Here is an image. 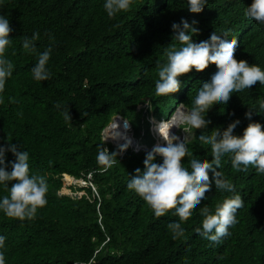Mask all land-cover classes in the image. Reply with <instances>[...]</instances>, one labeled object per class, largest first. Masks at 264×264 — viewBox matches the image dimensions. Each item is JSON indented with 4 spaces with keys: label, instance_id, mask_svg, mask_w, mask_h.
Segmentation results:
<instances>
[{
    "label": "trees",
    "instance_id": "1",
    "mask_svg": "<svg viewBox=\"0 0 264 264\" xmlns=\"http://www.w3.org/2000/svg\"><path fill=\"white\" fill-rule=\"evenodd\" d=\"M104 0H0V14L9 19L12 44L6 52L13 63L12 76L0 93V145L5 164L15 161L8 144L29 153L30 172L45 177L48 203L31 219L19 220L0 213L6 264H264V173L251 165L245 171L232 168L230 155L218 169L235 186L244 201L230 235L211 242L197 234L207 206L233 193L215 188L209 171L206 199L182 221L183 235L173 238L168 223L178 221L174 209L156 216L149 205L127 188L134 170H143L148 150L120 151L103 139L102 131L115 116L134 125V136L153 142L148 114L164 117L180 102L185 108L200 83L209 78L214 63L178 77L182 87L169 95H157L158 65L165 49L178 43L172 23L181 18L199 31L193 42L208 39L212 31L236 38L234 58L264 69V23L245 15L251 0H208L194 16L187 0H133L131 8L108 17ZM39 33L37 51L51 47L47 65L51 75L36 81L31 69L37 62L21 44ZM49 34L54 38L49 39ZM264 97V85L256 82L233 93L225 105L213 103L206 111L205 129H194L187 140L186 165L193 158L211 160L210 146L199 140L213 128L234 119L239 135L250 122L244 113ZM146 103L144 112L137 106ZM69 110L70 121L62 112ZM251 121L264 126V117ZM146 134V135H145ZM100 146L115 152L117 163L105 166L97 160ZM156 163L161 158L156 157ZM64 174L85 184H67L80 194L63 191ZM72 178V177H71ZM11 186V183L9 184ZM6 190L0 188V195Z\"/></svg>",
    "mask_w": 264,
    "mask_h": 264
},
{
    "label": "clouds",
    "instance_id": "2",
    "mask_svg": "<svg viewBox=\"0 0 264 264\" xmlns=\"http://www.w3.org/2000/svg\"><path fill=\"white\" fill-rule=\"evenodd\" d=\"M208 0H187L189 12L197 13L207 5ZM133 0H104L103 8L108 17H113L120 12L131 8ZM245 15L258 23H264V0H251L245 9ZM181 18L179 24L172 23L175 41L165 49V62L158 65L155 81V92L157 95H169L177 92L181 87L178 79L182 74L195 69L197 72L205 69L209 63L215 64V69L209 78L200 83L191 101L190 108L181 107L179 119L186 125V130L205 129L208 121L205 117L206 111L215 102L225 105L233 93L244 91L259 82L264 85V69L258 64H249L247 61L234 58V52L238 46L236 38H229L225 32L218 34L212 31L208 39L193 42L192 36L199 30ZM9 19L0 14V93L4 92L6 80L12 76L13 63L8 59L6 52L12 44L9 33ZM39 39V33H32L31 37H25L22 48L28 54H35L37 62L31 69L32 77L36 81H46L50 78L47 67L51 47L44 51H37L35 41ZM49 39H54L49 34ZM181 106L183 104H180ZM253 114L264 117V97L260 98L256 108H249L244 113L249 123L237 135L234 129L240 120L234 119L223 129L217 127L210 132L203 133L199 140L207 143L211 150V160L193 157L188 164L182 159L188 155L187 139L170 134V129L175 122L163 120L164 112L155 118V133L149 130L153 142L147 144L139 137L134 136V130L127 132L129 123L126 118L115 116L103 137L104 140L112 142L121 138L117 131V123L125 127L130 134V139L125 138L124 143L114 144L125 151L130 147L134 152L148 150L143 160V170L137 168L134 174L129 176L127 188L139 195L153 210L156 216L164 215L168 209H174V215L179 217L178 221L168 223L167 228L171 231L173 238L183 235L184 227L182 221H186L192 213V209L200 205L202 199H206L205 192L210 188L209 171L212 173V182L215 188L222 192L233 193L218 203L214 212L205 206L201 211L203 220L201 226L196 229L197 234L211 242H219L222 237L230 235V228L237 223V211L244 201L235 186L218 171L222 158L230 155L231 166L237 171H245L250 165L258 174L264 173V126L260 122L251 121ZM63 118L70 121L69 110L62 112ZM124 120V122L122 121ZM161 121V122H160ZM124 124V125H123ZM107 126V125H106ZM164 141L163 145H155L158 141L157 134ZM103 136V132H102ZM111 137L113 140H107ZM143 142L151 147L146 149ZM8 151L15 156L14 162L5 164V147L0 145V188L6 190V194L0 195V213L10 218L24 220L35 216L38 208L45 206L47 201L48 184L44 176L30 172L29 153L26 150L17 151V145L8 144ZM116 153H109L107 148L100 146L97 160L103 165L111 166L117 163ZM160 157V163L154 162ZM68 177H73L64 174ZM74 178V177H73ZM76 179V178H74ZM82 180V179H81ZM11 183V186L9 184ZM4 235H0V249L5 246ZM0 264H6L5 255L0 251ZM91 264V262H90Z\"/></svg>",
    "mask_w": 264,
    "mask_h": 264
},
{
    "label": "rangeland",
    "instance_id": "3",
    "mask_svg": "<svg viewBox=\"0 0 264 264\" xmlns=\"http://www.w3.org/2000/svg\"><path fill=\"white\" fill-rule=\"evenodd\" d=\"M181 103L180 102H178V104H176V106L171 110V113H170V115H168V116H166V117H163L164 119L162 120V121H166V120H168V121H172V122H175L176 123V125H177V127H175V126H173L169 131H170V134H172V133H174L175 135H177V137H179V138H183L184 136L186 137V139L188 140L190 137H191V134L193 133V130H191V129H189V130H186L185 131V128H186V125H184V124H182L181 122H180V119H179V115H180V111H181V107H183V108H185L183 105L181 106L180 105ZM146 107V103H143V104H140V105H138L137 106V110H139V111H142V112H144V108ZM185 109H187V108H185ZM148 119H149V121L151 122V128H152V132L153 133H155V130H156V125H158V123L157 122H155V118H154V116H152L151 114L149 115L148 114ZM166 119V120H165ZM122 121V120H121ZM128 121V120H127ZM122 122H124V120L122 121ZM129 122V121H128ZM161 122V121H160ZM111 123V122H110ZM128 125H130V127H128V130H127V132L128 133H132L133 132V130H134V125H131L130 124V122L129 123H127ZM120 124H118L117 123V127H120L119 126ZM124 125V124H123ZM156 134H157V132H156ZM104 135H105V133H104ZM146 135V134H145ZM157 136H158V141L157 142H159L158 144L159 145H163L164 144V141L161 139V137L157 134ZM107 139H112L111 137H108ZM125 140V139H124ZM114 142H116V141H114ZM118 142V141H117ZM156 142V143H157ZM115 144V143H114ZM118 145H121V144H118ZM143 146H144V148H148L149 146H147L144 142H143ZM154 146V145H153ZM153 146H151V147H149V149L151 150L152 149V147ZM63 179L66 181V184H65V186L63 187V191L64 192H66V193H68V194H80V193H82V190H72V189H69L68 187H66L67 186V184H72V185H75V186H82V185H84L85 184V181H83V180H81V179H73V178H71V177H68V176H65L64 175V177H63Z\"/></svg>",
    "mask_w": 264,
    "mask_h": 264
},
{
    "label": "bare ground",
    "instance_id": "4",
    "mask_svg": "<svg viewBox=\"0 0 264 264\" xmlns=\"http://www.w3.org/2000/svg\"><path fill=\"white\" fill-rule=\"evenodd\" d=\"M170 115V114H169ZM164 119V118H163ZM166 120V119H165ZM162 121V120H161ZM170 122H172V121H170ZM109 128V126L108 127H106L105 128V130H104V133L106 132V130ZM117 131H119L122 135H121V138L120 139H118V140H113V139H107V140H113V142L114 141H116V142H114V143H116V144H119V143H124L125 142V138H127V139H129V140H131L130 139V134H128L125 130H126V128L123 126V127H117V129H116ZM104 133H103V137H104ZM118 141V142H117ZM159 142H157L155 145H159L158 144ZM73 178V177H72ZM74 179V178H73Z\"/></svg>",
    "mask_w": 264,
    "mask_h": 264
},
{
    "label": "water",
    "instance_id": "5",
    "mask_svg": "<svg viewBox=\"0 0 264 264\" xmlns=\"http://www.w3.org/2000/svg\"><path fill=\"white\" fill-rule=\"evenodd\" d=\"M108 126H109V125H107L106 127H108ZM106 127H105V128H106ZM105 128H104L103 131H102L103 133H104ZM112 142H113V141H112Z\"/></svg>",
    "mask_w": 264,
    "mask_h": 264
}]
</instances>
